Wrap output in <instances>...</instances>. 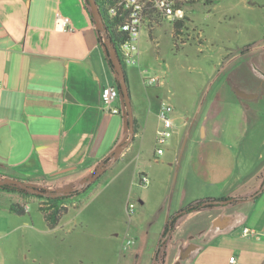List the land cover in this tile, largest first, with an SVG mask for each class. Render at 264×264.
I'll use <instances>...</instances> for the list:
<instances>
[{
    "label": "crops",
    "instance_id": "crops-1",
    "mask_svg": "<svg viewBox=\"0 0 264 264\" xmlns=\"http://www.w3.org/2000/svg\"><path fill=\"white\" fill-rule=\"evenodd\" d=\"M89 7L86 0H0V179L73 192L87 185L105 158L113 159L116 150L130 142L116 162L126 157L152 122L158 123L156 138L163 127L162 102L146 116L133 110L136 135L122 97L121 115L103 110L102 89L118 86V80L99 40L104 27ZM62 17L71 19L73 31L60 28ZM262 43L221 53L207 69L209 81L200 88L192 129L178 139L173 187L172 174L162 185L161 174L141 169L148 158L138 154V174L149 177L146 194L139 198L140 213L161 206L155 220L160 230L150 244L138 237L127 250L125 244L108 264H155L166 225L188 204L202 199L235 201L177 217L160 248L164 264H229L232 256L239 264H264ZM160 95L155 93L148 105ZM154 156L155 164L165 162L157 150ZM157 179L162 190H156ZM176 189L177 198L170 196L167 202L165 196ZM20 200L17 193L0 188V264H73L75 249L78 264H84V239L75 247L71 235H58L66 227H77L75 212L82 208L74 210L76 202L68 203L70 212L61 225L49 229L40 210L39 217L29 206L27 214L12 212L10 205ZM246 228L250 235H244ZM32 248L33 258L26 254Z\"/></svg>",
    "mask_w": 264,
    "mask_h": 264
},
{
    "label": "rangeland",
    "instance_id": "rangeland-1",
    "mask_svg": "<svg viewBox=\"0 0 264 264\" xmlns=\"http://www.w3.org/2000/svg\"><path fill=\"white\" fill-rule=\"evenodd\" d=\"M78 8L80 10V4ZM185 9L190 19L188 29L174 41V26L168 21L161 20L155 26L145 27L139 43L140 64L127 68L133 110L146 116L149 109H156L158 102L171 103L174 107L172 117L177 119L176 127L173 137L162 147L165 153L160 157L165 162H154L155 151L160 146L156 140L158 123L152 122L143 137L133 143L132 151L116 162L80 197L83 206L75 212L79 217L77 227H66L58 235L60 239L71 235L75 247L79 239L89 242L84 244L88 249L81 253L84 264H108L115 256L121 255L122 246L130 239L146 238L147 244L154 240L160 230L159 222L155 220L159 218L162 207L143 216L140 213L142 206L139 198L146 194L147 189L137 181L140 177L137 170L138 154L142 153L148 158V163L142 164L141 169L157 176L161 174L164 177L162 185L168 182L167 177L169 179L172 174L173 187L180 149L178 139L181 132L192 129L200 88L209 81L207 69L218 61L221 53L231 49L245 50L256 42L263 44L264 0H190ZM113 63L115 65L116 61ZM157 76L166 78L163 88L145 84L146 79ZM158 92L161 94L159 101L148 105L149 99ZM187 121L189 126L185 125ZM169 162L173 163V167ZM159 183L157 179V191L162 190ZM169 192L165 196L167 202L170 196L176 199L178 191ZM131 203L136 205V209L130 220L126 207ZM38 204L36 200L29 205L31 214L37 217L41 215ZM115 230L120 232L119 237L112 236ZM33 250L31 253L26 250L31 258ZM78 254L75 249L73 264H78ZM28 264H32L31 261Z\"/></svg>",
    "mask_w": 264,
    "mask_h": 264
},
{
    "label": "built area",
    "instance_id": "built-area-1",
    "mask_svg": "<svg viewBox=\"0 0 264 264\" xmlns=\"http://www.w3.org/2000/svg\"><path fill=\"white\" fill-rule=\"evenodd\" d=\"M190 0H113V4H107L105 9L110 18L119 20L116 27L118 34H124L125 37L120 43L121 58L123 62L129 65L140 64V38L145 27L155 26L158 21H168L175 26L177 23L188 18L185 9ZM59 26L64 31H73L72 21L69 17H62L59 20ZM105 45L109 48L112 57L118 61L116 52L110 40H105ZM166 78L157 76L155 78L146 79L145 84L149 87L162 86L166 82ZM102 108L105 112L113 115H121L122 109L118 105L121 98L120 91L117 86H106L102 89ZM174 107L171 103H163L160 109V119L163 127L157 133L158 155H163L162 148L170 138L173 137L174 118L172 114ZM139 183L142 186L149 184V177L142 174L139 177ZM136 205L131 203L127 207L129 215L135 213ZM26 210H29L27 206ZM250 229L244 230V235H250ZM135 243L129 240L124 246L127 250L129 246ZM229 264H239L236 256H232Z\"/></svg>",
    "mask_w": 264,
    "mask_h": 264
},
{
    "label": "trees",
    "instance_id": "trees-1",
    "mask_svg": "<svg viewBox=\"0 0 264 264\" xmlns=\"http://www.w3.org/2000/svg\"><path fill=\"white\" fill-rule=\"evenodd\" d=\"M96 1L100 5V10L102 13V21L104 24V32L102 33L101 31H99V40L103 46H105L106 39L111 41L113 48L116 52L117 59L121 63L122 74L124 75L129 85L128 72H127L128 65L125 62H123L121 58V49H120V43L122 39L125 37V35L117 33L116 27L119 23V20L115 18H110L107 15L106 9H105L107 4H113V0H96ZM87 4L89 5L88 1H87ZM189 22H190V19L186 18V20L181 21L174 26V41H176L178 37L183 34L184 30L188 29ZM111 64L115 70V66L112 63V61H111ZM117 87L120 91V94H122L120 86H117ZM126 117H128V114ZM133 132H134V135L138 133V128H137L135 119H134ZM111 161H112L111 157L105 158L100 163V167L98 169L108 165ZM97 171L98 170H96L94 174ZM25 183L28 185H33L29 181H25ZM94 183L90 184L89 186H85L82 189L73 191L71 195H66L65 193H60V192H51L44 188H40L42 191H45L50 195L48 197L38 195L36 193H33L27 189L21 188L16 185H5L0 188L17 193L19 195L21 200L19 202L12 203L10 205V210L19 215L27 214L28 213V211L26 210L27 206H29L31 202L38 200L39 210L42 212L44 219L47 223V226L49 227V229H55L61 225L65 216L70 212V207H68V203L72 204L76 202L75 205L72 207V209L79 210L83 206V201L82 199H80V197L83 196L92 187ZM53 195H57V196L52 197ZM221 200H227V199H221ZM206 201H217V200L216 199L197 200V201H194L188 204L183 210H186L187 213H193V212H197V211L209 208V207H203V203ZM175 224H176V220L173 221L172 226L174 227ZM168 231H169V224H167L165 227L163 237L166 235ZM162 247L163 245H161V248ZM155 264H164L163 260L160 259V251L158 254V261Z\"/></svg>",
    "mask_w": 264,
    "mask_h": 264
},
{
    "label": "water",
    "instance_id": "water-1",
    "mask_svg": "<svg viewBox=\"0 0 264 264\" xmlns=\"http://www.w3.org/2000/svg\"><path fill=\"white\" fill-rule=\"evenodd\" d=\"M89 5H90V10H91V14L94 17L95 21H97L100 25H103V21H102V13L100 10V5L97 3L96 0H87ZM104 50L107 54V56L109 58L112 59V61H114V57H112V54L109 51V48L105 45L104 46ZM116 64L115 66V71H116V75H117V80H118V86H120L121 89V97L123 99V108L125 109V111L128 114L129 117V124L130 126L133 128L134 127V111H133V106H132V99H131V93L129 90V85L124 77V75L122 74V70H121V63L119 62V60H115ZM130 142L124 143L122 144L117 150H116V154L115 157L112 159V161L104 166L101 167L100 169H98V171L91 177V179L89 180V182L87 183L86 186H89L90 184L96 182L104 173H106L112 166L113 164L117 161V159L119 158V155L121 152H123L128 146H129ZM5 185H16L19 186L21 188L27 189L33 193H36L38 195L41 196H45L48 197L50 196L47 192L42 191L40 188H37L35 186L32 185H28L26 184L24 181L19 180V179H14V178H4V179H0V187H3ZM264 191V185L263 188L261 189V193ZM61 193V192H60ZM66 195H71L72 192H65ZM57 195H53L52 197H56ZM235 199H227V200H217V201H206L203 203V207H213V206H218V205H227L230 204L232 202H234ZM187 211L183 210L181 212H179L175 217H173L169 223V231L166 233V235L163 237L156 255H155V263H157L158 261V253L160 251L161 245L165 244V242L167 241L169 235L172 232L173 226L172 223L173 221L179 217L182 216L184 214H186Z\"/></svg>",
    "mask_w": 264,
    "mask_h": 264
}]
</instances>
